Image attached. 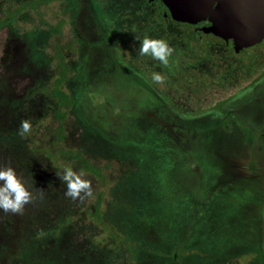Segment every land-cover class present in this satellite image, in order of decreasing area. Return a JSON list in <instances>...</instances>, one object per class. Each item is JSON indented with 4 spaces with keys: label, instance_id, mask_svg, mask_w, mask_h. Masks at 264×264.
I'll return each instance as SVG.
<instances>
[{
    "label": "rangeland",
    "instance_id": "rangeland-1",
    "mask_svg": "<svg viewBox=\"0 0 264 264\" xmlns=\"http://www.w3.org/2000/svg\"><path fill=\"white\" fill-rule=\"evenodd\" d=\"M31 1L0 0V23L14 16L0 28V166L33 192L21 213L0 211V240L9 231L15 243L0 245V264H264V202L257 219L258 203L240 192L249 175L264 188V42L235 55L164 17L159 2L50 0L17 12ZM60 20L63 34L53 28ZM146 37L172 47L167 65L139 55ZM63 43L68 111L50 93ZM246 93L261 103L256 120L222 119L228 107L248 106L236 103ZM179 113L206 114L184 121ZM24 119L32 127L22 137ZM155 132L168 139L143 138ZM168 149H176L170 159ZM65 167L91 180V198L64 195L57 172ZM216 192L236 207L208 211Z\"/></svg>",
    "mask_w": 264,
    "mask_h": 264
},
{
    "label": "flooded vegetation",
    "instance_id": "flooded-vegetation-1",
    "mask_svg": "<svg viewBox=\"0 0 264 264\" xmlns=\"http://www.w3.org/2000/svg\"><path fill=\"white\" fill-rule=\"evenodd\" d=\"M91 1V3H93V0H90ZM142 2L144 3H149V4H153V3H161L160 5H161V8H160V11H162V12H160L164 17H168V18H170L171 19V21L172 22H174V23H177L178 24V22H180V21H176V20H174L173 18H172V16H171V14H170V11L168 10V8L166 7V5L163 3V1L162 0H142ZM47 3V2H46ZM141 7H142V4H141ZM65 23H66V21L65 20H60V21H58L57 22V24H56V27H53V28H58L59 30L58 31H56L57 32V34H63V31H61V29H62V27H64L65 26ZM98 23H99V25H98V28L102 31V32H104L105 34H107V28H105L106 26L104 25V23L103 22H101V21H98ZM180 23H185V24H187L188 26H190V27H193L194 28V30H195V33H197V35H199V38H201V40H205V41H207V43L209 42V40H216V41H218L219 43H220V45L221 46H225L229 51H231L233 54H235V55H240V54H243L246 50H248V49H250V48H253V47H255V46H257V45H259V44H261L262 42H264V40L262 41V42H260V43H258V44H256V45H254V46H251V47H247V48H244L243 50H242V52H236L234 49H231V48H229L228 46H227V44L225 43V41L222 39V38H220V37H218V36H216V35H214V34H212V33H206L204 30H203V27L204 26H206V25H209V22H200V23H197V24H191V23H186V22H180ZM107 36H108V34H107ZM60 37V36H59ZM108 39H109V45H110V50L114 53L115 51H114V49L112 48V43H111V39H110V36H108ZM223 46V47H224ZM68 48H67V44L66 43H63V45L62 46H60L59 47V51H57V54H56V56H58L59 57V62H58V68H57V77L58 76H61V75H63V76H65V78H64V80H63V82H62V84H61V88H62V90H66V86H65V84H66V82L69 80V78L71 77V70L68 68V66H67V64H66V59H67V56L65 55V50H67ZM102 51H104V49L102 50ZM103 54H104V52H103ZM106 54L108 55V51H107V49H105V54H104V61H103V64H105V66L101 69V72L102 71H104L105 70V75L104 76H107V75H109L110 73H111V71H112V64H108L106 61H107V56H106ZM170 58H172V54H171V56H170ZM170 58H169V60H170ZM119 61V60H118ZM119 63H120V65L122 66L123 65V62L122 61H119ZM102 64V65H103ZM112 65V66H111ZM124 66V65H123ZM125 67V66H124ZM126 68V67H125ZM127 69V68H126ZM137 69V71L139 72V75L140 76H142L143 78H148V76H147V74H146V72H144L142 69H140V68H136ZM128 70V69H127ZM56 77V78H57ZM56 78H55V80H54V83L53 84H51V88L50 89H52L53 88V86L55 85V82H56ZM255 86V85H254ZM154 90V89H153ZM155 91V90H154ZM66 92V91H65ZM157 92V93H156ZM155 93L158 95V97H159V99H161L164 103H167L166 105L168 106V107H171V108H174L173 106H172V104L171 103H169V102H167V100H165V97L162 95V93H160V91H155ZM68 94V93H67ZM242 97H244V99L243 100H239L238 99V102H236L237 104H241V103H248V106H245V108H227V109H225V111H224V116L222 117V119H224V118H227V117H232L233 115L234 116H237L238 118H241L242 120H256V118H253L252 116H253V112L256 110L255 108L257 107V106H259L260 104H257L256 102H253V101H249L250 99H251V96H250V94H245V96L243 95V96H241V97H239V98H242ZM70 98L74 101V103L69 107V108H67V111L72 107V106H74V104H75V100L71 97V95H70ZM64 107V106H63ZM236 107V106H235ZM204 114H206V113H204ZM204 114H202V115H190V114H187V115H184V114H178L179 116L178 117H180V118H182V119H184V121H189V120H191V119H195V118H200V117H204L205 115ZM204 115V116H203ZM263 115H264V112H263ZM220 116H222V115H220V114H217V117H219L220 118ZM66 119V118H65ZM65 119H62V120H65ZM234 119V118H233ZM231 120H229L228 122H230ZM146 123H144L143 122V128L144 129H146L147 127H149V126H147L146 127ZM149 125V124H148ZM220 129H222V130H224L225 129V127L223 126V127H221ZM163 137H165V136H162V135H160V134H158L157 135V133L155 132V133H153V134H151V133H149V136L147 135L146 137H143V138H145V139H147V140H153V141H160L159 142V144L160 145H162V142H164L165 140H167L168 138H163ZM170 141H171V139H169ZM171 144H172V142H171ZM176 150V149H175ZM175 150L174 149H168V150H166L165 152L167 153H170V156H167L166 154H165V152H164V155L166 156V157H168V159H170V158H172L173 157V155H175ZM158 151H161V150H158ZM174 153V154H173ZM170 157V158H169ZM171 168V167H170ZM243 176V175H242ZM257 176V175H256ZM256 176L255 177H253L252 175L250 176H246V177H242V178H244V179H248V180H250V185L247 187V186H244L243 188H241L240 189V192L241 193H248L249 194V197H250V199H252V206H250V207H253V204L255 205L256 204V202L258 203V210H257V213L255 214V217H257V219H259V217L261 218L262 217V211H263V207H261L262 206V204H263V202H264V188H262V187H260V186H255V184H256V181H257V179H256ZM229 182H231L230 180H228ZM231 188V187H230ZM216 194H217V197H215V198H206V200L204 201V204H205V207H206V209L208 210V211H213L214 213L216 212V214H218V215H220V213L222 212V214L223 213H226V212H228V210H230L231 208H235L236 207V205H235V203L234 202H232L230 199H229V197L228 198H226V199H221V194L220 193H217L216 192ZM220 194V195H219ZM249 207V208H250ZM189 211H190V213H188V218H187V221H188V224L190 223V221H189V217H190V215L192 214V212H191V210L190 209H188ZM215 214V215H216ZM262 219V218H261ZM253 221V220H252ZM254 223H248V225H250V226H253V224H255V222L256 221H253ZM209 228V227H208ZM219 227H218V225L216 226V228H215V230H213L211 233L212 234H217V231H219ZM5 232V231H4ZM202 236H205V234H202ZM2 237L3 238H1L2 240H0V245L5 241L6 242V245L8 246V245H10V247H13L14 249H15V243L14 244H12L11 242L12 241H10V239L11 238H14V234L13 233H10L9 231L6 233H4V235H2ZM15 238H16V236H15ZM220 244H223V243H220ZM14 249L12 250V251H14ZM4 250V249H3ZM3 250H2V248H1V246H0V254L3 252Z\"/></svg>",
    "mask_w": 264,
    "mask_h": 264
},
{
    "label": "water",
    "instance_id": "water-1",
    "mask_svg": "<svg viewBox=\"0 0 264 264\" xmlns=\"http://www.w3.org/2000/svg\"><path fill=\"white\" fill-rule=\"evenodd\" d=\"M176 21L197 24L236 52L264 40V0H162Z\"/></svg>",
    "mask_w": 264,
    "mask_h": 264
},
{
    "label": "clouds",
    "instance_id": "clouds-1",
    "mask_svg": "<svg viewBox=\"0 0 264 264\" xmlns=\"http://www.w3.org/2000/svg\"><path fill=\"white\" fill-rule=\"evenodd\" d=\"M173 52L172 47L164 39L144 38L139 47V55L149 56L163 65L169 63V57ZM151 81L155 84H163L165 76L153 73ZM31 123L24 119L19 126V134L23 137L30 133ZM59 180L65 184L66 197L72 200H84L93 196L91 180L85 178L84 172L74 171L71 167H65L57 172ZM33 192L26 182L12 166H0V211L5 213H21L26 204L32 202Z\"/></svg>",
    "mask_w": 264,
    "mask_h": 264
},
{
    "label": "trees",
    "instance_id": "trees-1",
    "mask_svg": "<svg viewBox=\"0 0 264 264\" xmlns=\"http://www.w3.org/2000/svg\"><path fill=\"white\" fill-rule=\"evenodd\" d=\"M50 0H32L31 2H28V3H24L21 5L20 8L17 9V12H20L22 9H24L25 7L27 6H30L32 8H37L38 6H41V4L43 3H46ZM14 19V16L11 15L9 18L5 19L4 21H2L0 23V28H2L4 25H6L7 23L11 22L12 20ZM55 31H58L59 29L58 28H54ZM65 76L61 75V76H58L56 78V82H55V85L53 86V88L51 89V96L55 99H57V103H58V106L59 108L60 107H63L66 108H69L73 103L74 101L70 98V95L67 94V92H65L64 90H62L61 88V84L64 80ZM60 110V109H59ZM60 118L61 119H65L67 114L66 112H61L60 111V114H59ZM76 158H79L80 155L77 154L75 155ZM87 168H89L91 171H93L94 173H96L97 175L99 174L100 175V169L98 167H96L95 165L93 164H88L87 165ZM98 208V207H97ZM97 213H98V210H97Z\"/></svg>",
    "mask_w": 264,
    "mask_h": 264
}]
</instances>
